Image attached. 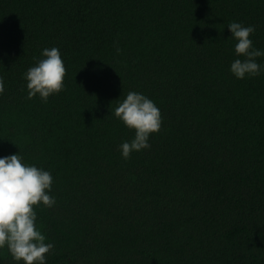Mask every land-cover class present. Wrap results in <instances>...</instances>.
<instances>
[{
  "label": "trees",
  "instance_id": "obj_1",
  "mask_svg": "<svg viewBox=\"0 0 264 264\" xmlns=\"http://www.w3.org/2000/svg\"><path fill=\"white\" fill-rule=\"evenodd\" d=\"M232 21L264 49V0H0V156L54 178L56 203L34 206L46 264H264V71L230 72ZM53 46L65 86L28 99ZM130 90L163 119L124 159ZM0 264L23 261L4 247Z\"/></svg>",
  "mask_w": 264,
  "mask_h": 264
},
{
  "label": "clouds",
  "instance_id": "obj_2",
  "mask_svg": "<svg viewBox=\"0 0 264 264\" xmlns=\"http://www.w3.org/2000/svg\"><path fill=\"white\" fill-rule=\"evenodd\" d=\"M227 27L236 41L237 58L231 62L230 72L237 79L260 75L264 63L257 58L264 57V49L255 47L250 38L255 25L232 21ZM41 57L25 71L24 79L27 98L38 95L47 102L50 95L64 88L66 68L58 47L42 49ZM3 91L4 82L0 78V93ZM117 100L113 114L135 132L130 141L124 140L119 145L121 156L128 159L133 151L151 146L150 135L161 129L163 118L155 101L141 92L130 90L122 100ZM53 181L49 170L26 163L19 153L0 156V249L7 247L14 261L46 264V254L55 247L38 225L34 207L41 203L52 207L56 203L51 195Z\"/></svg>",
  "mask_w": 264,
  "mask_h": 264
}]
</instances>
